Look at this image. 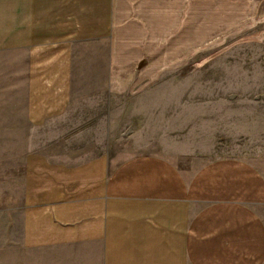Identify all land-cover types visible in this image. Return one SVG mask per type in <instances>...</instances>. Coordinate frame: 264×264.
Segmentation results:
<instances>
[{
    "label": "crops",
    "instance_id": "crops-1",
    "mask_svg": "<svg viewBox=\"0 0 264 264\" xmlns=\"http://www.w3.org/2000/svg\"><path fill=\"white\" fill-rule=\"evenodd\" d=\"M257 8L264 0H0V135L28 137L0 264H264L261 163L117 156V136L136 133L123 134L132 98L190 77L205 45L241 38Z\"/></svg>",
    "mask_w": 264,
    "mask_h": 264
},
{
    "label": "rangeland",
    "instance_id": "rangeland-1",
    "mask_svg": "<svg viewBox=\"0 0 264 264\" xmlns=\"http://www.w3.org/2000/svg\"><path fill=\"white\" fill-rule=\"evenodd\" d=\"M205 48L190 77L176 73L162 90L132 98V125L122 133L138 134L125 142L117 136L126 145L118 159L136 153L183 159L194 152L253 158L264 167V9L244 16L241 38L212 40ZM27 146V136L0 135V236L20 221Z\"/></svg>",
    "mask_w": 264,
    "mask_h": 264
}]
</instances>
